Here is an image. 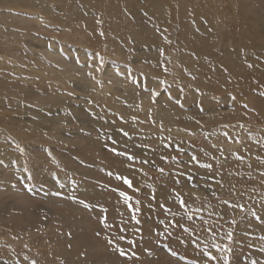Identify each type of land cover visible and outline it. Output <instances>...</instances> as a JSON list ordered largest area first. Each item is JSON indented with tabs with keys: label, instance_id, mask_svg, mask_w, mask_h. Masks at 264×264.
I'll list each match as a JSON object with an SVG mask.
<instances>
[{
	"label": "rangeland",
	"instance_id": "1",
	"mask_svg": "<svg viewBox=\"0 0 264 264\" xmlns=\"http://www.w3.org/2000/svg\"><path fill=\"white\" fill-rule=\"evenodd\" d=\"M58 1L0 0V264H264V0Z\"/></svg>",
	"mask_w": 264,
	"mask_h": 264
},
{
	"label": "bare ground",
	"instance_id": "2",
	"mask_svg": "<svg viewBox=\"0 0 264 264\" xmlns=\"http://www.w3.org/2000/svg\"><path fill=\"white\" fill-rule=\"evenodd\" d=\"M34 1V0H33ZM47 1V0H46ZM58 1V0H57ZM61 1V0H60ZM36 2V1H35ZM34 2V3H35ZM51 2V1H50ZM55 2V1H54ZM54 2H53V5H55L56 6V4H54ZM83 1H81V3H82ZM88 2V1H87ZM56 3V2H55ZM58 3H59V1H58ZM84 3H86V1L84 0ZM37 4V3H36ZM38 6H37V8L41 5L43 8H47L46 10H48V9H50V8H52V7H54L51 3H47V2H44V3H39V0H38ZM59 4H61V3H59ZM58 5V4H57ZM88 5V4H87ZM40 6V7H41ZM157 7V6H156ZM163 7V6H162ZM157 8H159V7H157ZM42 8H40V10H41ZM53 9V8H52ZM54 10V9H53ZM56 10V9H55ZM158 10V9H157ZM162 12V11H161ZM13 13V12H12ZM16 15V14H15ZM18 16V15H17ZM24 16V15H23ZM19 17V16H18ZM21 17H22V15H21ZM20 17V18H21ZM32 17V16H31ZM25 18V17H24ZM27 18H28V16H27ZM23 19V18H22ZM26 19V18H25ZM39 19V18H38ZM44 19V18H43ZM159 19V18H158ZM26 20H28V19H26ZM42 20V19H41ZM160 20V19H159ZM42 22H43V20H42ZM44 23V22H43ZM51 24V23H50ZM53 24V23H52ZM43 26V25H42ZM47 26V25H46ZM135 32V31H134ZM38 37H39V35H38ZM34 38V37H33ZM32 40V39H31ZM34 41H36L35 39H33ZM134 40V39H133ZM31 43V42H30ZM44 43V42H43ZM47 43V42H46ZM34 44H36V46H37V43L36 42H34ZM33 45V44H32ZM40 46V45H39ZM41 46H43V45H41ZM45 48H46V53H47V55L48 56H51L52 58H55V57H58V58H60V59H66L67 57V54H69L70 53V51H69V49H68V47H65V46H63V45H60V44H58L56 41H52L51 43H50V46H48L47 47V44H46V46H45ZM65 49L63 52H62V49ZM40 49H42V48H40ZM123 53V52H122ZM96 54V53H95ZM47 56V57H48ZM187 56V55H186ZM83 57V56H82ZM72 59H75V58H73V56H72ZM181 59V58H180ZM182 60H184V59H182ZM73 64V63H72ZM111 69V68H110ZM192 71V70H191ZM105 73V72H104ZM108 73H109V75L108 76H110V75H113V74H115L116 72H115V70L113 69V70H109L108 71ZM192 73H195L194 71H192ZM107 75V74H106ZM221 85V84H220ZM10 93V92H9ZM189 100V99H188ZM194 102V101H193ZM245 174V173H244ZM253 176V175H252ZM217 179V178H216ZM239 180V179H238ZM263 201H264V199H262ZM261 207H262V205H261ZM220 216H222V215H220ZM259 221V220H258ZM254 230H256L258 233H260L261 234V236H260V239H262L263 240V242H264V230H262V229H257V228H254ZM252 232V231H251ZM249 234H250V232H249ZM257 236V235H256ZM259 237V236H258ZM257 238V237H256ZM256 243H257V241H256ZM260 247H262V249L264 248V245H262V246H260ZM264 251V250H263ZM254 254V253H253ZM259 255V254H258ZM264 255V254H263ZM264 262V261H263Z\"/></svg>",
	"mask_w": 264,
	"mask_h": 264
},
{
	"label": "snow or ice",
	"instance_id": "3",
	"mask_svg": "<svg viewBox=\"0 0 264 264\" xmlns=\"http://www.w3.org/2000/svg\"><path fill=\"white\" fill-rule=\"evenodd\" d=\"M125 135H127V134L125 133ZM130 159H132V158L130 157ZM161 171H162V170H161ZM117 178H118V179H123L124 182L127 183L128 186H129L130 188L132 187L131 181L128 180L126 177H117ZM189 179H191V178L189 177ZM121 195H125V194L121 193ZM125 198H126V199H130L129 197H126V196H125Z\"/></svg>",
	"mask_w": 264,
	"mask_h": 264
}]
</instances>
